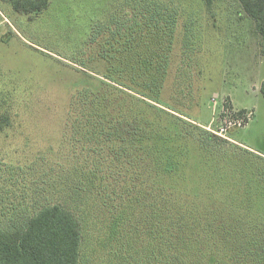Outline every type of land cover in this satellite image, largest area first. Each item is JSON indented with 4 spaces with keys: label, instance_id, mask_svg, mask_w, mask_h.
I'll use <instances>...</instances> for the list:
<instances>
[{
    "label": "rangeland",
    "instance_id": "1",
    "mask_svg": "<svg viewBox=\"0 0 264 264\" xmlns=\"http://www.w3.org/2000/svg\"><path fill=\"white\" fill-rule=\"evenodd\" d=\"M260 45L238 0H0V227L60 201L81 264H160L164 223L184 264H264Z\"/></svg>",
    "mask_w": 264,
    "mask_h": 264
},
{
    "label": "trees",
    "instance_id": "2",
    "mask_svg": "<svg viewBox=\"0 0 264 264\" xmlns=\"http://www.w3.org/2000/svg\"><path fill=\"white\" fill-rule=\"evenodd\" d=\"M12 8L21 13L33 14L43 11L49 0H5ZM215 0H203L210 10ZM244 12L253 19L260 35V52L264 55V0H238ZM101 62H96V65ZM95 71L100 79L108 80L109 76ZM264 94V82L262 83ZM158 100V98L156 99ZM244 109L237 115L245 113ZM96 129L97 125L94 124ZM95 130L91 132L93 134ZM173 205L162 203L163 219L169 215ZM163 248L160 264H184L174 244L179 236L172 235V226L164 223ZM237 237L235 236V240ZM83 241L82 221L66 203L55 201L38 204L31 214L10 220L5 227H0V264H81V246ZM240 248L237 250L240 252ZM214 255L208 256L212 262Z\"/></svg>",
    "mask_w": 264,
    "mask_h": 264
}]
</instances>
